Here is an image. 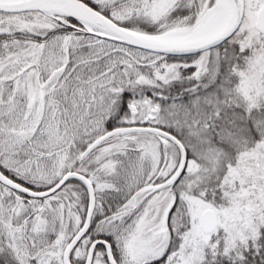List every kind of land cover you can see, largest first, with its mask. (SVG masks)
Returning a JSON list of instances; mask_svg holds the SVG:
<instances>
[{"label":"snow or ice","instance_id":"1","mask_svg":"<svg viewBox=\"0 0 264 264\" xmlns=\"http://www.w3.org/2000/svg\"><path fill=\"white\" fill-rule=\"evenodd\" d=\"M0 264H264V0H0Z\"/></svg>","mask_w":264,"mask_h":264}]
</instances>
